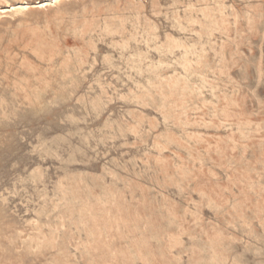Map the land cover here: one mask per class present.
I'll list each match as a JSON object with an SVG mask.
<instances>
[{"label":"rangeland","instance_id":"1","mask_svg":"<svg viewBox=\"0 0 264 264\" xmlns=\"http://www.w3.org/2000/svg\"><path fill=\"white\" fill-rule=\"evenodd\" d=\"M0 264H264V0H0Z\"/></svg>","mask_w":264,"mask_h":264},{"label":"bare ground","instance_id":"2","mask_svg":"<svg viewBox=\"0 0 264 264\" xmlns=\"http://www.w3.org/2000/svg\"><path fill=\"white\" fill-rule=\"evenodd\" d=\"M48 2H40V4L38 5V7H40V6H44V5H46Z\"/></svg>","mask_w":264,"mask_h":264}]
</instances>
